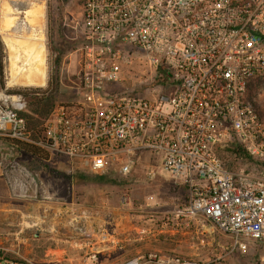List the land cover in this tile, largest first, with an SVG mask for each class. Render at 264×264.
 Wrapping results in <instances>:
<instances>
[{
    "label": "built area",
    "instance_id": "2783aa9c",
    "mask_svg": "<svg viewBox=\"0 0 264 264\" xmlns=\"http://www.w3.org/2000/svg\"><path fill=\"white\" fill-rule=\"evenodd\" d=\"M79 34L73 99L54 107L35 140L20 115L25 99L1 93L9 105H0V135L65 159L71 172L165 173L187 198L160 230L201 219L232 250L264 245V176L234 172L221 158L237 143L264 163V0H82ZM121 205H131L128 196ZM117 264L226 263L151 251Z\"/></svg>",
    "mask_w": 264,
    "mask_h": 264
},
{
    "label": "rangeland",
    "instance_id": "374dc122",
    "mask_svg": "<svg viewBox=\"0 0 264 264\" xmlns=\"http://www.w3.org/2000/svg\"><path fill=\"white\" fill-rule=\"evenodd\" d=\"M2 1H8L11 9L8 12L5 9L2 10L5 15L2 14V17H0V52L2 54L4 82L3 88L0 87V94L4 93L7 97L12 96L9 91L22 88L34 90V87H37L28 84L13 87L6 86L9 56H14L15 53H9L2 38L4 36L19 37L23 40L33 41L27 37L31 32L36 34L41 29L47 51L45 88L50 89L52 84L56 85L58 88V93L56 94L58 102L66 103L71 101L75 94L76 79L79 72V52L77 49L79 46L82 0H0V4ZM22 1L42 3L44 6L43 18L38 16V9L35 6L31 7L30 18L35 23L29 24L23 14L27 5L22 3ZM21 50V47H18L16 53L21 55ZM17 65L20 66L21 62H17ZM28 72L32 76L35 74L34 69L26 71V73ZM261 84L262 82L258 81V90ZM261 94L264 97V89L261 90ZM3 103L9 105V100L0 96V105H3ZM26 108L23 110L26 111ZM221 158L226 159L227 155H222ZM0 162L7 164L9 170L14 174L33 180V192L36 191V199H39L40 193L45 189L48 190L49 194H54L55 197L57 195L64 196L67 194L68 186L72 185V181L77 182L74 183V187L79 196L91 197L90 203L97 202L96 204H100L106 196L111 207L115 208L119 206L121 197L128 196L131 202L129 206L133 209L144 210L143 213L147 214L151 220V222L143 224L145 228H153L155 231L160 230L158 225L165 213L176 207L183 206L187 198L185 187L176 184L179 180L170 178L165 173L162 175L157 174L153 179H150L139 165L131 173L123 177L118 176L113 171L90 173L84 170H77L71 172L65 159L50 156L46 162L38 160L28 154L17 151L1 135ZM233 165L234 172L242 171L255 176H264V163L261 161L254 159L236 160ZM96 175L104 176L108 182L97 185L93 180ZM84 181L88 183H81ZM40 182L44 184V187L40 186ZM93 182L95 183L93 184ZM210 226L212 227L211 230L193 237L179 233V236H177L180 237L181 242L177 243L176 247H174L175 245H169L168 242L160 243V249L148 248L144 250L143 254L151 251L170 252L184 258L197 260H208L221 256L226 264H264V261L261 260L264 258V245L248 242L246 249L232 250L231 240L212 225ZM162 235L168 236L169 233ZM145 241L146 244H151L150 241Z\"/></svg>",
    "mask_w": 264,
    "mask_h": 264
},
{
    "label": "crops",
    "instance_id": "0c3cea01",
    "mask_svg": "<svg viewBox=\"0 0 264 264\" xmlns=\"http://www.w3.org/2000/svg\"><path fill=\"white\" fill-rule=\"evenodd\" d=\"M8 170L7 164L0 162V258L4 260L74 264L89 251H95L99 254L94 264H117L143 255L148 248L160 249V243L168 242L176 247L181 242L179 233L193 237L212 229L201 219L187 228L168 232L145 228L143 224L151 220L144 210L121 205L122 197L115 208L106 196L100 204L90 203L91 197L78 195L74 187L77 182L73 181L64 196L55 197L45 189L36 199L33 180Z\"/></svg>",
    "mask_w": 264,
    "mask_h": 264
},
{
    "label": "trees",
    "instance_id": "16d2710c",
    "mask_svg": "<svg viewBox=\"0 0 264 264\" xmlns=\"http://www.w3.org/2000/svg\"><path fill=\"white\" fill-rule=\"evenodd\" d=\"M4 82H3V66H2V54L0 52V87L3 88ZM56 85H51L50 89H47V91L41 92L40 95H37V91L31 90V89H19L15 91H9L12 95H21L26 100V111L22 110L20 112V115L24 117V119L27 122V128L30 131L31 137L35 140L41 138L43 136V123L48 118L54 107L61 102H58V99L56 97V94L58 93ZM9 145L14 147L15 149H18L19 151L28 154L38 160L41 161H48L50 158L49 153L35 145L11 140L8 138H5ZM225 153L222 155H227V158H222L224 160V163L226 164V167L230 170L234 169L233 163L235 161H245V160H252L241 145L237 143H232L225 149ZM221 155V157H222ZM104 173V172H103ZM94 181H98L101 183L108 182L104 178V176L96 175ZM16 260V259H15Z\"/></svg>",
    "mask_w": 264,
    "mask_h": 264
},
{
    "label": "bare ground",
    "instance_id": "6f19581e",
    "mask_svg": "<svg viewBox=\"0 0 264 264\" xmlns=\"http://www.w3.org/2000/svg\"><path fill=\"white\" fill-rule=\"evenodd\" d=\"M27 8L23 11L24 18L29 24H34V20L30 18L32 13L31 7L38 9V16L43 18L44 6L42 3L36 1H22ZM8 1H2L0 4V17H2V10L7 12L11 9ZM5 15V14H4ZM4 17V16H3ZM38 32V31H37ZM27 38L33 41L20 39L19 37H3V42L9 53H15L14 56H9V68L6 79V86L13 87L16 85L28 84L39 87H44L47 79V51L43 42V32L40 29L38 33H30ZM18 47H21V55H18ZM17 54V55H16ZM17 62H21L18 66ZM34 69L35 74L32 76L26 73L28 70Z\"/></svg>",
    "mask_w": 264,
    "mask_h": 264
}]
</instances>
